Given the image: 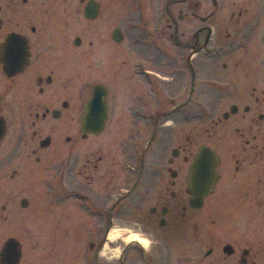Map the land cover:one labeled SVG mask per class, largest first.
Here are the masks:
<instances>
[{
    "label": "flooded vegetation",
    "instance_id": "1",
    "mask_svg": "<svg viewBox=\"0 0 264 264\" xmlns=\"http://www.w3.org/2000/svg\"><path fill=\"white\" fill-rule=\"evenodd\" d=\"M192 1L0 0V264H264V0Z\"/></svg>",
    "mask_w": 264,
    "mask_h": 264
},
{
    "label": "rangeland",
    "instance_id": "2",
    "mask_svg": "<svg viewBox=\"0 0 264 264\" xmlns=\"http://www.w3.org/2000/svg\"><path fill=\"white\" fill-rule=\"evenodd\" d=\"M164 1H166V0H164ZM193 1H196V0H193ZM220 1H221L220 9L230 13V11L232 9L231 0H220ZM177 2L178 1H175L172 4V6H174V8L176 10H178L176 7L178 6V4H180ZM111 4H112V9L121 10L122 11L121 13L125 14L127 16V18H125L127 20L133 14V18H131V19H137L138 18L139 22H141V26L143 28L148 29V31H151L152 29H154L157 26L162 27L166 23L165 18H159L158 19L155 17H149V16H144V15L143 16L140 15L142 17L139 18L138 13H131V11H137V10H141V9H143V10H150L151 9L152 10L153 9L152 0H148L147 3L140 2V0H114V3L112 2ZM148 5L151 7H148ZM185 10L186 11L188 10L187 5H186ZM184 24H186V22H184ZM159 40L160 41H168V39L165 37L164 38L160 37ZM220 65H219V67H220ZM198 99H199L198 97H194L191 100L190 106H193V105L196 106V100L198 101ZM187 116L189 117L188 120L190 122H196L198 120V113L188 111ZM31 227L35 230L36 233L43 234L46 236L47 239H50V240L58 238L59 236H61L63 234H70V233L81 234V233L87 232L86 231L87 227H81V226H78L77 229H74V227H71V226H56V225L31 226ZM130 239L131 238L128 237L127 241H130ZM145 245H146V247H149L150 243L147 242Z\"/></svg>",
    "mask_w": 264,
    "mask_h": 264
},
{
    "label": "water",
    "instance_id": "3",
    "mask_svg": "<svg viewBox=\"0 0 264 264\" xmlns=\"http://www.w3.org/2000/svg\"><path fill=\"white\" fill-rule=\"evenodd\" d=\"M117 40L121 39L118 38ZM103 106V97L98 92H95L86 104L88 110ZM216 164L217 158L214 150L209 146L201 147L192 162L188 177L190 181L191 203L194 206H200L203 197L211 190L216 179ZM10 243L8 242L7 245Z\"/></svg>",
    "mask_w": 264,
    "mask_h": 264
},
{
    "label": "bare ground",
    "instance_id": "4",
    "mask_svg": "<svg viewBox=\"0 0 264 264\" xmlns=\"http://www.w3.org/2000/svg\"><path fill=\"white\" fill-rule=\"evenodd\" d=\"M117 235V233H114V234H112V236H116ZM131 239H134V240H137V241H139L140 243H142V244H146L147 243V241H145V240H143V239H140L138 236H132V237H130Z\"/></svg>",
    "mask_w": 264,
    "mask_h": 264
}]
</instances>
